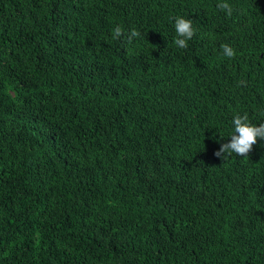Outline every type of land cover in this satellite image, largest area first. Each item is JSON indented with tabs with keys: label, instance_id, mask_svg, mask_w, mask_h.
<instances>
[{
	"label": "trees",
	"instance_id": "1",
	"mask_svg": "<svg viewBox=\"0 0 264 264\" xmlns=\"http://www.w3.org/2000/svg\"><path fill=\"white\" fill-rule=\"evenodd\" d=\"M223 2L0 0V264H264V140L214 155L264 122V0Z\"/></svg>",
	"mask_w": 264,
	"mask_h": 264
},
{
	"label": "clouds",
	"instance_id": "2",
	"mask_svg": "<svg viewBox=\"0 0 264 264\" xmlns=\"http://www.w3.org/2000/svg\"><path fill=\"white\" fill-rule=\"evenodd\" d=\"M218 8L225 10L227 15H231L232 9L225 0V2L217 5ZM174 30L176 37L173 43L181 49L187 48L188 42L195 34L193 27V21L183 16H177L174 18ZM122 35L120 27L114 29L113 38H118ZM138 33L132 30L129 34V39L136 37ZM223 55L228 58H232L235 55L234 49L229 45L223 46ZM231 134L227 143L220 145L219 149L214 153L217 157L224 155H232L245 157L251 152L253 145L257 143V140H264V122L253 123L248 119L246 115L235 114L231 121Z\"/></svg>",
	"mask_w": 264,
	"mask_h": 264
}]
</instances>
